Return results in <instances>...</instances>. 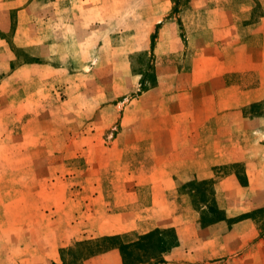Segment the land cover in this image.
<instances>
[{"label": "rangeland", "instance_id": "rangeland-1", "mask_svg": "<svg viewBox=\"0 0 264 264\" xmlns=\"http://www.w3.org/2000/svg\"><path fill=\"white\" fill-rule=\"evenodd\" d=\"M261 15L264 0H0V264H122L113 243L172 224L188 248L227 242L195 259L264 264ZM171 174L170 217L155 195Z\"/></svg>", "mask_w": 264, "mask_h": 264}, {"label": "crops", "instance_id": "crops-1", "mask_svg": "<svg viewBox=\"0 0 264 264\" xmlns=\"http://www.w3.org/2000/svg\"><path fill=\"white\" fill-rule=\"evenodd\" d=\"M252 23H254V24H251L249 26V28L258 29L259 32H262L264 30V15H261L256 21H253ZM193 179L194 178L190 179L189 182ZM166 184L167 185L163 189H159L158 191H156V195H155L156 196L155 199H158V198L165 199V202H163V200H160V201L155 200V201H156V204H158V203L160 204V202H162V204L165 206L163 208H160L158 210V213H160L164 210L167 211L169 208H171L170 212L167 211V214H169L171 217L172 215L174 216V201L173 202L170 201L168 204L167 198L174 197V175L173 174L166 177ZM157 192H158V194H157ZM157 195H159V196H157ZM154 205H155V203L153 202V204L151 206L147 207V209H150V208H151V210L155 209L156 207H154ZM166 211H164L162 213V215L165 214ZM247 222H248L247 219L239 221L238 223L235 224V227L242 226V225L246 224ZM159 228L160 229H173L175 231V234H176L177 240H178V245L176 247H174L171 251H169L163 255V262L160 264H195L198 260H200L199 264H204V263L207 264L208 262H206V261L212 260L211 257L205 258V256L204 257L201 256L199 259H195L194 255L196 254V251L199 250V252L201 254H203L204 249L208 250V248H209V249H212L213 251H215L216 253L221 254V251L224 250L226 245H227L226 241L224 242L225 244H222V242L224 240H221L220 237H218V238L215 237V238L208 240V241H206V240L204 241L201 239L195 240L194 246L191 248H188L187 242H186L188 240V236L185 237V239H184L185 235L179 236V234L177 233L175 226L173 224L169 225V226L165 225V226H161V227L156 225V226H153V228L148 229L145 232H142L140 234H146L148 232H151V231L159 229ZM252 228H253V226H252ZM131 230H134V229H129V231H131ZM184 234H186V233H184ZM189 243H192L191 240L189 241ZM185 247H187V250H185ZM192 251L194 252V254H192ZM218 257H216V258H218Z\"/></svg>", "mask_w": 264, "mask_h": 264}, {"label": "trees", "instance_id": "trees-1", "mask_svg": "<svg viewBox=\"0 0 264 264\" xmlns=\"http://www.w3.org/2000/svg\"><path fill=\"white\" fill-rule=\"evenodd\" d=\"M215 213V210H213ZM258 210L246 214H242L236 218L239 221L246 218H253V215ZM223 217L217 216L208 221L211 224L218 220H223ZM233 221V222H235ZM119 240L116 237L106 238L107 241ZM113 247L117 248L122 256V264H160L163 262V255L171 251L178 245L177 236L173 229H156L137 239L118 244L113 243Z\"/></svg>", "mask_w": 264, "mask_h": 264}]
</instances>
